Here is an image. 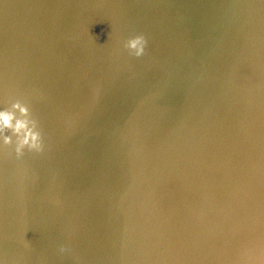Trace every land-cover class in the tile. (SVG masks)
Instances as JSON below:
<instances>
[{
  "label": "water",
  "instance_id": "95a60500",
  "mask_svg": "<svg viewBox=\"0 0 264 264\" xmlns=\"http://www.w3.org/2000/svg\"><path fill=\"white\" fill-rule=\"evenodd\" d=\"M0 111V264H264V0H0Z\"/></svg>",
  "mask_w": 264,
  "mask_h": 264
},
{
  "label": "clouds",
  "instance_id": "9594fccd",
  "mask_svg": "<svg viewBox=\"0 0 264 264\" xmlns=\"http://www.w3.org/2000/svg\"><path fill=\"white\" fill-rule=\"evenodd\" d=\"M146 44L147 40L144 35H136L129 38L125 42L124 47L129 49L135 56H141L145 51ZM15 107L19 108L24 115L28 114L29 109L26 106L21 107V105L17 104ZM4 128H12L16 133L22 134V139L17 148L19 156L23 155V148L25 146L37 153L44 151L42 133L34 127H30L29 121L25 119H18L15 116V113L0 111V130H3ZM8 142H10V137H6V143Z\"/></svg>",
  "mask_w": 264,
  "mask_h": 264
}]
</instances>
